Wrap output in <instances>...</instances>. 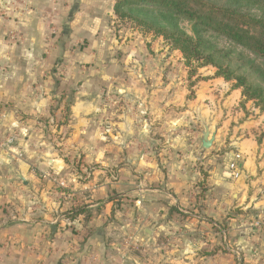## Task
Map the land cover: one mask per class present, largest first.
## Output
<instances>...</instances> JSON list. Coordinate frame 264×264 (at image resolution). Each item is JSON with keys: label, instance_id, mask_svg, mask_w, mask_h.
Wrapping results in <instances>:
<instances>
[{"label": "crops", "instance_id": "crops-1", "mask_svg": "<svg viewBox=\"0 0 264 264\" xmlns=\"http://www.w3.org/2000/svg\"><path fill=\"white\" fill-rule=\"evenodd\" d=\"M114 3L0 0V264H264V111Z\"/></svg>", "mask_w": 264, "mask_h": 264}, {"label": "trees", "instance_id": "trees-1", "mask_svg": "<svg viewBox=\"0 0 264 264\" xmlns=\"http://www.w3.org/2000/svg\"><path fill=\"white\" fill-rule=\"evenodd\" d=\"M113 10L119 20L162 36L181 52L191 73L206 65L215 67L216 76L234 81L245 100L264 110V0H115ZM183 20L191 23L193 35L180 27ZM212 36L224 38L233 48L215 47ZM61 92L68 98V112L74 90ZM200 189L205 190L201 185ZM83 211L78 207L74 214ZM169 212L178 214L173 207Z\"/></svg>", "mask_w": 264, "mask_h": 264}, {"label": "rangeland", "instance_id": "rangeland-1", "mask_svg": "<svg viewBox=\"0 0 264 264\" xmlns=\"http://www.w3.org/2000/svg\"><path fill=\"white\" fill-rule=\"evenodd\" d=\"M20 4H21V7H23V10H24V8H25V6H26V2H27V0H17ZM0 14H2V15H5V11L3 10V9H1L0 10ZM117 17V16H116ZM118 18V17H117ZM119 19V18H118ZM120 21H124V22H127L128 24L130 23V24H132L130 21H128V20H126V19H124V20H120ZM179 24H180V27H182L188 34H191V35H193V32H192V26H191V23L189 22V21H186V20H183V21H180L179 22ZM49 29H50V32L52 33V35H57V27L56 26H54L53 24H51L50 26H49ZM146 32H151V31H146ZM154 36H157V35H155L153 32H151ZM10 36V35H9ZM162 39L161 40H159L158 42H157V45H158V50H159V52L161 51V52H163V53H165L164 51H168L169 53H174L175 51H177V52H179V54L181 55V57H182V63H183V65H184V67H186L190 72L192 71V68L191 67H189V66H186L185 64H184V58H183V56H182V54H181V52L179 51V50H177V49H173L171 46H170V44L162 37V36H160ZM10 38H11V36H10ZM211 42H212V44L215 46V47H217V48H224V49H230V48H233L224 38H222V37H218V36H212L211 38ZM150 44H151V42H149ZM70 47L71 48H76V47H78V45H75V46H71L70 45ZM240 49L239 48H236L235 49V51H239ZM167 52V53H168ZM233 55H235L234 53H232L229 57H234ZM62 61H59L58 62V65H57V67H61V65H62V63H61ZM193 65H195V64H193ZM206 66H211V65H206ZM203 67H205V66H203ZM211 67H213V66H211ZM199 68H202V67H199ZM213 68H215V67H213ZM198 69V68H197ZM197 69H196V71H197ZM58 72H57V75H56V77H55V79H57V81L59 82L60 80H61V78H62V74H61V71H63L62 70V68H60V69H56ZM215 71H216V69H215ZM227 81V80H226ZM231 81V80H230ZM232 82V87H234L233 86V83H234V81H231ZM234 88H239V87H234ZM240 90H241V88H239ZM241 94H242V92H241ZM243 96V95H242ZM243 101L244 102H247V101H252V100H245L244 99V96H243ZM253 102V101H252ZM253 104H254V102H253ZM254 106L255 107H257L259 110H260V108L258 107V106H256L255 104H254ZM260 111H264V110H260ZM4 135H0V149H1V147L3 148V146H6V144H11V142L13 141V137L12 136H9V137H3ZM8 139H11V142H8ZM19 155V157L21 156L20 154H18ZM251 219L252 220H254L253 219V217H251ZM175 237V236H174ZM208 249H212V248H209V246H208Z\"/></svg>", "mask_w": 264, "mask_h": 264}, {"label": "built area", "instance_id": "built-area-1", "mask_svg": "<svg viewBox=\"0 0 264 264\" xmlns=\"http://www.w3.org/2000/svg\"><path fill=\"white\" fill-rule=\"evenodd\" d=\"M11 38L13 39L15 37V34L11 33L10 34ZM8 142H11V139H8ZM241 160V155L239 153H236L234 155V159L231 160L228 163V169H229V175L232 178H238L241 175L240 169L238 167V162Z\"/></svg>", "mask_w": 264, "mask_h": 264}, {"label": "water", "instance_id": "water-1", "mask_svg": "<svg viewBox=\"0 0 264 264\" xmlns=\"http://www.w3.org/2000/svg\"><path fill=\"white\" fill-rule=\"evenodd\" d=\"M209 136V130L208 127L205 126L203 130V139H202V146L204 148H208L211 145L212 138H208Z\"/></svg>", "mask_w": 264, "mask_h": 264}]
</instances>
